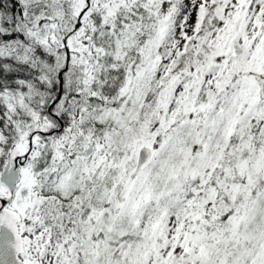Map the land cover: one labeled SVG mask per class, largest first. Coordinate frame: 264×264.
<instances>
[{"label": "snow or ice", "instance_id": "obj_1", "mask_svg": "<svg viewBox=\"0 0 264 264\" xmlns=\"http://www.w3.org/2000/svg\"><path fill=\"white\" fill-rule=\"evenodd\" d=\"M0 264H264V0H0Z\"/></svg>", "mask_w": 264, "mask_h": 264}]
</instances>
